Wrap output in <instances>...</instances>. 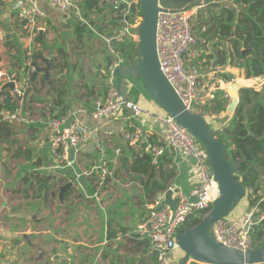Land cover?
Returning a JSON list of instances; mask_svg holds the SVG:
<instances>
[{
    "label": "crops",
    "instance_id": "1",
    "mask_svg": "<svg viewBox=\"0 0 264 264\" xmlns=\"http://www.w3.org/2000/svg\"><path fill=\"white\" fill-rule=\"evenodd\" d=\"M85 1L73 0L76 5L72 13L75 19L73 23L68 19L71 16L63 19L50 6L49 0H36L38 8L44 14V18L39 21L44 30L41 32V39H38L40 32L27 24L22 25L11 10L10 2L0 0V47L8 52L4 58L0 56V86L11 79L4 72L8 71L3 68L4 62H8L9 69L14 65L12 62L18 60V51L24 53L26 49L30 50L32 42L35 51L40 50L38 45L44 44V55L46 53L49 56L52 50L49 57L60 67L59 76L53 78L52 84L41 85L39 78L36 82L20 87L23 91L20 97H24L26 91L31 89L27 91L26 98L18 102L26 105L25 109L28 110L24 112L35 114L33 121L22 123L7 120L2 116V112L6 110L0 112V119L7 122L8 128L6 134L0 133V264H154L148 241L140 239L135 232L136 225L144 215L143 206L148 198L143 184L147 177L130 170V152L120 132L127 126L130 117L154 140L164 142L163 126L154 122L151 117L132 115L126 108L112 121L96 122L86 115L81 117L89 126L99 127L101 135L106 138L104 143L109 161L114 157L116 148L120 151L119 167L120 158L128 157V172L119 167L116 169L121 177L119 179L123 181L119 184V189L116 187L119 191V205L111 211L107 210V201L110 196L109 189L114 185H105L97 190L94 179L81 171L98 162L100 155L97 151V140L100 136H93L88 143L81 146L72 167L56 168L44 131L42 121L51 114H57L64 107L90 108L93 100L103 95L104 90L101 87H106L109 67L118 56L121 57L119 47L122 42H128L125 39L108 41L119 27L112 7L114 0H89L93 5L91 10H88L89 6L85 5ZM227 2L236 7L233 0ZM219 12L217 8L198 9L194 17L197 19V26L193 27V31L199 40L185 53V58L198 64L205 77L218 86L219 95L222 96L228 90V81L224 80L223 75L235 78L240 68L231 64L226 41L220 42L212 35L202 37L203 31L211 26L208 22L210 17ZM86 14L92 23L87 21ZM201 16L205 17L198 23ZM76 26L84 28L80 38L76 37ZM69 28L70 32L63 37V45H53L54 33ZM61 74L65 77H60ZM12 78L15 79L14 76ZM116 79L118 82L117 76ZM23 80L21 78V83ZM237 83L245 84V80L241 79ZM131 84L139 90L137 103L154 113H162L158 105L143 93L141 82L131 80L129 85ZM51 87L63 90V96L57 97ZM46 91L50 96L42 99L40 96ZM32 96L36 99L35 102L29 101ZM39 104H46L45 110ZM216 124L219 125L220 122ZM157 169L158 174L149 183L153 184L158 180L166 189L179 187L188 192L196 178L194 161L183 159L176 151L164 155ZM69 181L73 185L60 200L58 187ZM101 192L98 200L94 193ZM162 192L155 191L152 197ZM75 201L78 207L74 206ZM93 206L102 211L99 216L104 220V224L100 226L102 230L98 232L95 229L99 225L93 224L94 221L91 220ZM82 210L87 211L84 217L90 218V221H81ZM99 232V239L95 240ZM23 234L31 235V245L22 237ZM38 249L43 253L42 256H39ZM53 249L56 254L52 253ZM173 254L172 257H175Z\"/></svg>",
    "mask_w": 264,
    "mask_h": 264
},
{
    "label": "built area",
    "instance_id": "2",
    "mask_svg": "<svg viewBox=\"0 0 264 264\" xmlns=\"http://www.w3.org/2000/svg\"><path fill=\"white\" fill-rule=\"evenodd\" d=\"M16 18L20 21L27 19V25L35 28L36 32L44 30L39 21L44 18L43 12L38 8L36 0H8ZM138 0H114L112 7L117 17L119 27L117 32L108 41H121L123 39L137 45L139 41L138 26L141 21L140 12L133 13L131 4ZM50 6L63 17L68 18L76 9L73 0H49ZM200 9V8H198ZM198 9L183 12L160 11L157 20V54L160 68L186 107L196 113L209 117L205 111L213 104L217 97L230 99L228 90L219 95L218 86L212 83L200 71L197 63H191L185 58V53L193 47L196 36L192 21ZM33 29H31V32ZM35 32V33H36ZM121 57L109 67V75L102 96L96 97L90 108H67L58 116H49L42 121L50 151L56 168L72 167L76 162L80 148L88 143L93 136H100L97 140L98 162L82 173L95 178V188L101 189L105 185H113L116 169L119 167V148L114 150L112 160L107 159V146L104 136L98 126L91 127L82 120L86 115L91 120L112 121L120 111L128 109L132 115L153 118L154 122L163 126L164 142L154 140L151 135L136 125L128 117L127 126L120 134L126 145L138 155H148L151 165L157 167L160 159L166 154L178 152L185 160H193L196 178L192 188L185 192L179 187H169L172 197L177 200V206L171 207L165 200L168 189L155 196L151 201L144 203L145 211L142 219L135 228L140 239L148 241L151 251L157 252L158 264H178L182 254L172 257L178 250L175 240L178 229L192 215L202 211L208 212L211 203L218 194L217 184L210 171L208 157L202 145L173 117L162 112L154 113L137 102L124 99L119 92L118 82L114 71L121 66ZM231 87V85H230ZM16 94L23 91L16 86ZM2 116L7 120L22 123L33 121L31 113L17 111H3ZM106 139V138H105ZM98 192V191H97ZM100 194L94 193L97 199ZM264 225V205L261 199L251 202L248 212L242 217H223L212 225V232L216 240L226 246L238 249L252 247L253 233ZM187 264H201L191 259ZM264 264V263H252Z\"/></svg>",
    "mask_w": 264,
    "mask_h": 264
},
{
    "label": "water",
    "instance_id": "3",
    "mask_svg": "<svg viewBox=\"0 0 264 264\" xmlns=\"http://www.w3.org/2000/svg\"><path fill=\"white\" fill-rule=\"evenodd\" d=\"M226 6L236 12V7L232 3H228L227 0H138L137 4L132 3V12L136 13L138 9L141 14V21L137 30L139 41L136 45L139 60L129 66H119L114 71L118 77L119 92L124 99L129 97L127 86L131 80H140L146 93L158 107L185 128L207 153L210 171L217 184L218 194L212 201L208 212L203 215L199 222L192 227L186 226L176 233L175 240L179 250L182 251L178 264H187L189 259L201 264L264 263V247L252 246L245 250L238 249L226 246L214 237L212 225L234 210L240 199L246 194L247 187L242 180L235 177V165L228 158L225 142L216 135L218 129L225 126V123H220L214 127L204 115L193 112L186 107L163 74L157 54V20L160 11L174 13L203 7L221 9ZM27 22L28 20L25 18L21 21V24L25 25ZM41 32L42 30L38 39H41ZM31 44V61L27 62L20 71H16L14 66L11 65L10 69L5 72L11 76V79L0 87V90L8 89L13 92L17 84L12 77H16L17 73L20 72H23L21 78L24 79V84L36 82L39 78L41 85L45 83L52 84L53 78H58L60 67H56L51 57H49L53 51L49 52V56H45L44 44L38 45L40 50L37 51L33 46L34 42ZM60 77L64 78L65 75L61 74ZM262 77L264 80V76ZM243 88L252 87L239 83L231 84L229 90L230 101H228L226 107L229 116L228 121L231 120L240 104V91ZM51 105L53 106L52 101ZM124 108H126L125 105ZM243 114L244 120L247 121L246 109ZM120 162L119 168L128 172V157H121ZM72 185L70 181L59 185L58 197L60 200L63 199L64 193ZM172 194V190L168 189L165 200L171 207L175 208L177 200L172 197ZM22 237L27 239L28 244L31 245V235L23 234ZM37 252L39 256L43 255L40 249ZM52 253L56 254V250L53 249Z\"/></svg>",
    "mask_w": 264,
    "mask_h": 264
},
{
    "label": "trees",
    "instance_id": "4",
    "mask_svg": "<svg viewBox=\"0 0 264 264\" xmlns=\"http://www.w3.org/2000/svg\"><path fill=\"white\" fill-rule=\"evenodd\" d=\"M233 3L236 5V12L227 6L219 9V13L210 17L208 22L211 23V26L203 31L202 37L205 38L208 35H212L220 42L226 41L229 45L228 55L231 64L240 68L245 78L262 77L264 76V0H233ZM85 5L89 6L88 10L93 9L91 1L86 0ZM208 9L213 8L208 7ZM85 17L89 23H92L87 18V14ZM74 30L77 32L76 37L80 38L84 28L76 26ZM43 49H46V47L43 46ZM119 53L123 60V66L132 65L139 60L136 46L130 42H122L119 47ZM55 66L58 67V65ZM14 78L18 79L20 76L16 75ZM223 78L229 81L231 76L223 75ZM129 86L127 87L129 92L128 99L136 102L139 97V90L132 84ZM52 90L57 97L64 94V91L61 89L55 90L51 87ZM27 91L24 97H20L19 95L12 94L8 89L0 90V112L2 110L11 112L17 110L24 112L28 110L25 109V104L22 105L18 102L26 98ZM240 99V104L235 114L225 126L218 129L216 135L225 142L228 158L234 163L235 170L241 174L243 183L247 188H251L256 193L261 188V185H255V181L258 179L256 167L264 166V88L260 91L254 88H243L240 91ZM29 101L35 102L36 99L32 96ZM225 102V99L219 96L214 100L212 108L217 113H220L225 110ZM245 109L247 111V121L244 120L243 111ZM65 110L66 107L57 114H51V116H58ZM7 132V122L0 119V133L6 134ZM224 135L226 136L224 137ZM126 148L130 152L131 157L130 170L147 177L146 182H143V184L148 193L147 200L151 201L154 198L152 197L153 192L158 190L164 191L166 189L165 185L158 180L154 181L153 184L149 183L151 178L155 174H158L159 170L157 167L151 165L148 155H138L127 145ZM236 171L235 177L239 179ZM66 196L67 193L64 198ZM248 199L250 202H253L257 198H253L251 195L248 196ZM262 204L264 205V201H262ZM205 213L206 211H202L192 215L183 223L178 231L183 230L186 226H194ZM262 235V228L257 229L253 233L252 246L264 247V243H256ZM152 260L154 264L158 263L157 252H153Z\"/></svg>",
    "mask_w": 264,
    "mask_h": 264
},
{
    "label": "rangeland",
    "instance_id": "5",
    "mask_svg": "<svg viewBox=\"0 0 264 264\" xmlns=\"http://www.w3.org/2000/svg\"><path fill=\"white\" fill-rule=\"evenodd\" d=\"M73 15H70L71 17H69L68 19L70 20V22L73 21V23H74L75 22L74 21L75 19H74V16ZM204 17L205 16H203V17L201 16L200 20H198V23L200 21H203ZM195 23L197 24V19L194 18V20L192 21L193 27H196L197 26ZM69 32H70V30L65 29V30H62L60 33H57V32L54 33L52 39H55V42L53 43V45H55V44L56 45H59V44L63 45V43H62L63 37L66 35V33H69ZM195 36H196V34H195ZM196 39H197V42H198L199 38H197V36H196ZM50 44L52 45V41L50 42ZM7 53L8 52H4V50L2 49V47H0V56L2 58H4L5 56H7ZM18 55H20L17 58L18 60H16V62H12V63L14 64L13 66H14L15 70L20 71L21 68L27 62H30L31 61L30 50L29 49H26V52L24 51V53L23 52L22 53H19V51H18ZM45 56H48V55L45 53ZM3 65H4L3 68H5L7 70L10 69V68L8 69V62H6V63L4 62ZM239 70H240V72H237V77L232 78L230 81L226 82L228 84V86H227L228 87L227 88L228 90L231 89L230 84L237 83L241 79H244L245 80V84H241V85L249 86V87H252V88H254L256 90H259V91L262 88H264V84H263L264 83V80L262 79L263 77H258V78H251V77L250 78H245L243 71L241 69H239ZM251 79H253L254 81H252ZM138 82L140 83V80ZM101 88H102V90H105V87H101ZM142 91H143V93L145 95L148 96V94L146 93V91H145V89L143 87H142ZM13 92H14V94H16L15 91H13ZM49 96L50 95L46 91L45 94L41 95L40 97L42 99H44V98L47 99ZM225 101H226L225 102V110L222 111V112H220V113H217L212 108L213 104H211L210 106H208L207 109L205 110L207 112V115H209V117H207L209 123H211V125L214 126V127L217 125L216 123H219V122L220 123H223V124L225 123V125L227 124L226 122L228 121V117L229 116H228V113L226 111V107H227L228 101H230V99L225 100ZM39 105H41L40 106L41 109H44L45 110L46 104H39ZM33 115H35V114H33ZM213 116H215V118ZM225 136L226 135H224V137ZM260 167H258V166L256 167V171H258L257 172L258 173V178L264 179V166L261 167V169H260ZM119 178H121V177H119V173H116L115 181H113L114 187L112 189H109V192H110L109 195L110 196H109L108 201H107V210L108 211L113 210L114 207H116L117 205H119V191L117 189H119V184L123 181V179H119ZM91 179H94V185H95V181H96L95 178L94 177H91ZM126 186L128 187L129 185H126ZM116 187H117V189H116ZM250 189L251 188H247V191H246V194L244 195V197H242V199H240L239 203L236 205V207L234 208V210L231 213H229L226 217H236V218L242 217L246 212L249 211L250 206H251V202L249 201L248 196H251L252 195L253 198L260 199L261 198L260 195H263L264 194V191H263L264 188H260V190H258V192H256V193H254L252 191V189L251 190ZM74 206L75 207H78V204L76 203V201H75V205ZM96 209L97 208H94V206H93V212H92V215L93 216L91 215L93 218L91 220L94 221L93 224H95L97 226L99 225V228L97 227L95 229L98 232V231L102 230V229H100V226L104 224V220L101 219L102 218L101 216H99L100 215L99 213L102 212V211H99L98 209L96 211ZM143 211H145V207L144 206H143ZM85 213H87L86 210L80 211V214H81L80 216L82 218L81 221H83L85 219H88L90 221V218H85L84 217ZM261 228H262V231H263V235H262V237L259 240H257L256 243H258V244H263L264 243V225ZM93 232H94V230H92V233ZM99 236H100V232L97 233V236L95 237V240L99 239ZM181 254H182V251L178 249V250L175 251V254H173V255H175V258H178Z\"/></svg>",
    "mask_w": 264,
    "mask_h": 264
},
{
    "label": "flooded vegetation",
    "instance_id": "6",
    "mask_svg": "<svg viewBox=\"0 0 264 264\" xmlns=\"http://www.w3.org/2000/svg\"><path fill=\"white\" fill-rule=\"evenodd\" d=\"M67 30H70V28L69 29H67ZM17 71V70H16ZM4 72H6V70L4 71ZM23 72H20V73H17V75H19L20 76V78H18V79H15L16 80V82H19V85H17V86H19V87H25V85L26 84H24V83H21L22 81H21V74H22ZM7 82V81H6ZM6 82H4L0 87H2ZM256 163V162H255ZM255 163H253V164H255ZM258 167H260V166H258ZM261 167H263V166H261ZM261 167H260V169H261ZM258 172V171H257ZM238 173V175H240L239 176V179L241 180V174H239V172H237L236 171V174ZM255 185H261V188H264V179H260V178H258L256 181H255ZM264 191V190H263ZM258 192V191H257ZM261 196V200L262 201H264V194L263 195H260Z\"/></svg>",
    "mask_w": 264,
    "mask_h": 264
},
{
    "label": "bare ground",
    "instance_id": "7",
    "mask_svg": "<svg viewBox=\"0 0 264 264\" xmlns=\"http://www.w3.org/2000/svg\"><path fill=\"white\" fill-rule=\"evenodd\" d=\"M252 81H254L253 79H251Z\"/></svg>",
    "mask_w": 264,
    "mask_h": 264
}]
</instances>
